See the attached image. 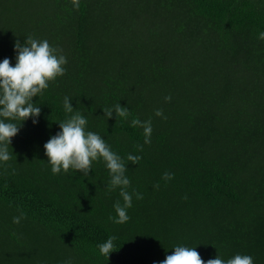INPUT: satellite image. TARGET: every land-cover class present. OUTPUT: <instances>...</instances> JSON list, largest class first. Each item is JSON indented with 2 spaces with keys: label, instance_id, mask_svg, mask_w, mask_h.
<instances>
[{
  "label": "trees",
  "instance_id": "obj_1",
  "mask_svg": "<svg viewBox=\"0 0 264 264\" xmlns=\"http://www.w3.org/2000/svg\"><path fill=\"white\" fill-rule=\"evenodd\" d=\"M260 32L264 0H0V61L15 65L28 36L67 58L33 98L40 116L12 121L22 125L0 161V264H159L177 245L205 264L218 254L264 264ZM118 103L129 115L107 118ZM77 111L124 160L125 223L114 222L124 201L103 159L87 176L52 173L44 144ZM133 119L151 120V143ZM110 237L107 257L99 245Z\"/></svg>",
  "mask_w": 264,
  "mask_h": 264
},
{
  "label": "clouds",
  "instance_id": "obj_2",
  "mask_svg": "<svg viewBox=\"0 0 264 264\" xmlns=\"http://www.w3.org/2000/svg\"><path fill=\"white\" fill-rule=\"evenodd\" d=\"M258 38L264 40V32H260ZM15 50V65L9 58L0 61V161L3 162L11 159L8 145L12 143V138L18 134L22 125L18 126L12 121L23 122L40 116L41 108L36 106L33 98L42 94L43 90L49 87V82L63 76L66 71L64 65L67 64V58L46 39L38 40L28 36L23 44L19 40L16 41ZM165 99L170 101L171 96ZM64 109L67 113H73V104L67 96L64 97ZM103 109L107 118L112 117L113 112L117 118H126L129 115L128 108L120 103ZM155 114L162 116L163 112L157 109ZM37 122L33 120V123ZM59 126L61 131L51 136L44 144L52 173L59 174L61 170L66 173L71 168L87 176L91 172L93 162L103 159L111 176L108 187L110 190L120 187V195L124 201L123 205L119 201L114 204L118 219L111 216L109 219H114L115 223L127 222L130 219L127 209L132 206V195L125 190L130 186V180L125 175L124 160L111 150L101 135L87 130V120L80 112L77 111L68 119L59 121ZM131 126L142 127L144 143H151V120L133 119ZM137 148L142 151L143 145H137ZM141 158L131 154L127 157L133 164H137ZM173 176L174 174L167 172L164 174V178L168 180ZM136 197L143 198L140 193H136ZM20 219L14 217L13 222L19 223ZM114 239L115 237H110L99 245L101 254L110 256L114 251ZM174 249V252L159 264H205L196 247L177 245ZM206 264H254V260L247 254H236L226 260L218 254L216 258L207 260Z\"/></svg>",
  "mask_w": 264,
  "mask_h": 264
}]
</instances>
